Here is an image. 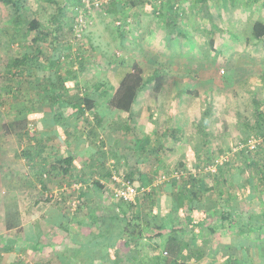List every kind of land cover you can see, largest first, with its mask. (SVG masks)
Masks as SVG:
<instances>
[{
  "label": "rangeland",
  "instance_id": "obj_1",
  "mask_svg": "<svg viewBox=\"0 0 264 264\" xmlns=\"http://www.w3.org/2000/svg\"><path fill=\"white\" fill-rule=\"evenodd\" d=\"M20 1L22 10L19 15L13 7L0 4V115L3 116L2 119L0 116V123L10 116L12 123L16 122L21 127L24 125L27 105H44L51 108L52 114L55 111L56 116H63L66 104L60 106L61 102L68 99H71L70 103L73 102L75 94L81 95L85 87L89 93L101 90L102 95L97 98L98 105L95 108V111L99 112L98 115H101V108L108 98L106 95L109 91L112 93V89L118 85L116 69L124 65L141 68L146 81L135 104L137 110L143 111L138 120L142 122L141 117L147 115V112L152 113L153 107L157 108L155 114L159 119L155 122L154 131L151 130V137H148L144 146L141 147L140 142L138 149L133 147L134 150L129 147L135 141L133 139L143 138L149 132L133 130L136 137H132L131 129L121 125L124 115L116 116L117 120L105 122L103 125L97 123L96 119L94 122V118H97L95 114L92 120L94 123H91L90 119L83 120V117L80 121L78 119L83 122L84 133L88 135L87 130L93 131L92 137L100 142L93 154L89 150L86 163L90 171L85 173L88 178H85V186L90 188L91 184L99 181L96 177L102 178L101 174L109 168L108 164H113L110 161L113 158L112 169L119 177H124L133 167L143 168L153 179L146 189L158 185L156 187L161 193L163 190L160 185L165 184V179L170 181L183 171L184 166H179L178 163L184 160L190 162L188 156L182 155V151H187L188 146L195 147V152L204 157L206 167L211 165L210 160L206 161L207 156L215 159L220 156L227 158L229 163L225 166L224 162L220 172H217L219 167L216 166L206 169L204 178L207 183H218L221 178L223 179L219 182L230 179L240 182L246 173L253 178H259L260 172L264 171V139L257 135L255 128L249 129L248 126L252 125L255 118L253 99H264V47L256 50L246 48L245 24L249 15L245 12L243 0H209L206 15L198 10L200 20L191 16L189 23L185 24L187 28L181 27L176 31L171 27H166L167 31L163 28L165 24L157 15L158 12L152 10L153 6L148 10L144 7L147 1L158 4L157 0H133L135 5L130 2L132 0H126L128 4L125 0H107L109 4L86 10L88 25L82 28L79 37L75 36L73 29L71 30L79 8L77 11L73 10L70 3L64 4L65 0ZM163 2L165 7L162 9L166 13L169 12L168 8L177 12L187 8L190 14L196 10L193 0H186L187 5L182 4L184 0ZM119 3H122L123 9L117 8ZM169 4L172 5L169 7ZM57 6H61V12H58ZM174 6L179 9H174ZM31 16H36L43 27L48 29L54 26L51 24L54 16L59 19L58 25L55 26L56 35L49 32L39 56V60L46 67L44 71H54L52 81L55 82L54 86H57L55 100L50 98L49 80L43 72L32 71L33 73L23 76L9 75L6 72V60L29 48L30 41L23 21ZM160 22L164 26H159ZM200 22L202 27L199 25L196 31V24ZM207 25L210 26L209 30ZM210 38H213L212 46L208 44ZM51 42L61 48L58 62L54 65L49 62L52 55ZM69 66L73 70L72 73ZM155 71L161 82L158 90L155 89V81L151 79ZM58 76H61L63 81H59ZM75 81L81 89L76 88ZM61 82H69L70 85L63 87ZM97 84L99 87L95 90ZM171 108L174 125L177 127H172ZM30 123L34 125L33 121ZM33 125L31 124L32 128ZM78 127L71 126L68 131L72 132ZM131 127L136 126L132 124ZM86 128L88 129L85 130ZM110 131L116 136L115 143L111 146V149L116 151L115 157L110 149L103 148L106 142L104 137ZM99 135L102 137L97 138ZM251 135L258 137L260 143L255 149L248 150L246 143ZM42 151L46 154L42 156L50 159L48 154H52L51 150L44 148ZM80 154L82 156L83 153ZM106 162L108 164H105ZM213 172L217 174L214 175ZM72 180L71 183L76 182ZM105 181L113 185L110 180ZM61 192L63 188H58L56 194L60 195ZM139 194L142 204H138L137 210L142 209L143 216H147L148 212L150 217L151 200L144 203L142 195ZM48 198L49 203H57L60 206L59 202H54L49 196ZM73 199L74 197L70 203L65 202L60 206L70 214L75 212L72 209ZM142 250L148 251L149 254L154 251L147 246ZM32 260L29 257L28 264H36L37 259Z\"/></svg>",
  "mask_w": 264,
  "mask_h": 264
},
{
  "label": "crops",
  "instance_id": "obj_2",
  "mask_svg": "<svg viewBox=\"0 0 264 264\" xmlns=\"http://www.w3.org/2000/svg\"><path fill=\"white\" fill-rule=\"evenodd\" d=\"M243 1L242 4L245 7V12L249 15L245 25H248V19L264 21V0ZM191 13L192 14L186 9L185 12L179 14V19L176 21L177 26L186 29L187 26L185 24L189 23V18L191 16L200 20L198 17L200 12L198 10L192 11ZM199 25L202 27V22L196 24L197 28L194 27L195 25L193 26L196 28V31H198ZM159 26H164V24L161 23ZM163 28L166 30V26ZM184 36L187 37L185 33ZM244 43L246 48L256 50L257 48L264 47V37L260 40L249 37V40L244 39ZM130 70L131 67L129 66H119L115 72L116 82L118 83V80ZM115 89L116 87L112 89V92ZM141 91L137 96L135 104ZM93 94L96 98L102 95L101 90H97L93 92ZM109 94L111 95L110 91ZM109 94H107L106 97H108ZM262 95L264 97V90L262 91ZM70 100L64 101L66 106L62 113L63 116H56L55 111L52 114L51 108H46L44 105L37 107L27 105V114L23 118L24 125L20 127L18 123H12L13 120L10 116L0 123V264H28L29 257L33 260L37 259L36 264H63L65 260L60 258V256L58 257V254H61L66 247L67 253L64 252V256L69 260V264H90L93 262H95L94 264L113 263L112 256L111 259H109L107 255H104L107 249L102 252V248L98 245L95 244L94 248L92 247V242L95 243L97 240H93L90 236L91 229L88 227L89 220L85 217L87 208L75 211V220L73 219L70 221V224L68 223V227L66 226L69 228L67 232L62 230L61 227V224H63L62 222L68 221L67 217L63 215L60 209L64 201L59 202L58 199L57 202H59V206L57 203V205L55 203L51 204L49 203L50 201L43 200L41 196L39 198L41 190H39L37 182L41 178V173L46 170H48L50 174L48 173V177L44 179V188L51 191L49 192L52 198L57 196L56 191L58 188H68L67 191L72 192H80V190L83 189L87 193H91V189L94 188V186L88 188L84 185L87 181L85 179L87 178L85 173L90 171L86 161L88 160V154H93L96 145L98 146L100 142H98L97 139L94 140L93 137L91 138L92 133L90 130H87L88 128L85 129L88 135L84 133L82 129L83 122L79 121L82 117L83 120H87L88 117L86 115H88L89 112L98 114L99 112L95 111L98 104H96L92 111H86L84 113L85 116H80L78 121V118H76L73 113L75 107L72 106ZM259 101L261 102V107L264 108V99ZM135 104L129 113L110 107L106 100L101 110L104 114H107V116L103 113L101 115L99 114L101 117L100 122L97 121V118H94V122L96 119L97 123L103 125L105 122L111 123L113 120H117L116 116L124 115L122 124L120 122L119 124L126 129L134 124L136 126L134 128L135 130L148 131L149 133H147V136L151 137V130L152 132L154 131L155 122L159 119L155 114L157 108L153 107L152 113L147 112V115L141 117L144 124V126H142V122L138 120V118L143 111L137 110L138 108ZM173 105H175L174 102ZM33 110L36 111V114H34L35 111L32 112ZM172 114L173 110L171 108L170 117L173 123L172 127H177L174 125ZM2 118L3 116H1V119ZM90 120L91 123H94L92 121L93 117H91ZM255 120L256 118L252 121L253 125H255ZM31 121L34 122V125L30 123ZM100 124L98 126H100ZM75 125L79 127L74 128L72 132L68 131L71 126L74 127ZM100 137L102 136L99 135L97 138ZM104 138L106 142L103 148L112 151L111 144L115 143L114 139L116 136L110 131ZM44 148L51 150L52 154H48L50 159H45V157H43L46 156L42 151ZM187 148V151H182V155L188 156L190 161L184 160L183 162L186 171H189L192 165H194L195 168L199 166V168L203 170L205 166L204 157H201L198 152H195L197 150L195 147L192 148V146H188ZM89 150L92 152L89 153ZM80 153H83L82 156ZM68 154L72 155L74 158L71 170L68 173L61 174L60 171L62 167L58 162H60L62 157ZM120 155L123 157L121 153ZM97 160L99 161V158ZM110 161L114 164L113 158L110 159ZM99 164H97V166ZM105 164H108V162ZM113 164H108L109 168H106L105 172H103L104 174H101L102 178L96 177L103 185L102 190H110L108 188L111 185L105 180H110L113 184L111 178L115 173V170L112 169L114 166ZM222 169L224 170L225 167ZM194 171L195 169L192 172ZM218 171L220 172L221 169L219 168ZM181 173L186 174L184 171H181ZM72 179L80 180L76 181ZM81 179H83L84 183L81 182ZM221 179H219L218 182L221 181ZM71 180L76 182L71 183ZM241 181L244 183L239 186H236L239 182L232 181L231 179L225 182L222 181V183L213 184L207 183L206 181L205 192L200 196L206 210V219L203 221L208 220L207 217L210 215V210L213 212V209L218 208L220 205L223 206L224 203L227 204L229 207L228 209L232 210L231 212L233 214L236 211L246 212L250 209L256 214L255 222L257 224L256 226H260L258 230L259 234H263L260 240L262 248L259 247L255 251L252 250L253 246H251L248 241L252 240L254 234L249 233L245 228L243 234L240 235L237 233L238 227L236 226L242 224V219H240L238 221H233V226L230 229H232V236L242 237V239L237 240L239 243H243L242 251L237 250V241L235 243L236 245L216 249L215 237L217 234H210L204 222L199 229L195 230L197 233H193L190 231V228H187L182 232L183 234H181L183 240L187 242V247L185 249V253L189 254V257L186 259L187 264H264V257H262L261 254V251H264V247L262 246L264 244V189L262 190L259 189L258 186L252 185L249 173H246V176L243 180H240V182ZM255 192L259 193V195H255ZM44 196H46V194ZM82 199H86V197H82ZM231 199L232 202L230 203ZM86 200L88 201L90 199L87 198ZM165 200L166 205H168L170 203L169 197L168 201L167 199ZM87 201L82 203L86 206ZM62 209H64V207H62ZM76 217H79V219H76ZM92 229L94 231V228ZM117 236L115 238H119L121 234ZM211 240L214 241L212 245L209 243ZM35 248L41 252V256L38 255L37 250H34ZM94 252L98 253L95 255L96 259L93 258ZM102 255H104V259H101ZM238 257L240 259H238ZM242 260L247 261L243 263Z\"/></svg>",
  "mask_w": 264,
  "mask_h": 264
},
{
  "label": "trees",
  "instance_id": "obj_3",
  "mask_svg": "<svg viewBox=\"0 0 264 264\" xmlns=\"http://www.w3.org/2000/svg\"><path fill=\"white\" fill-rule=\"evenodd\" d=\"M157 1L158 4H153L151 1H147L144 7L146 8V10H148L151 6H153L152 10H156L158 12L157 15H159V18L162 22H164L166 27L172 26L171 29H173V31L178 30L180 27L177 26L176 21L177 19H179V14L185 12L186 10L182 8V10L177 12L176 10H169L168 8L167 11L169 12L166 13L162 9V7H165L163 0ZM130 2L133 5L136 4V2L133 0ZM208 2L209 0H193V4L196 10L203 11V14L205 15L208 12ZM65 3H70L72 5V9L75 11H77L78 8L81 9L82 7H84L83 0H65L64 4ZM125 3L128 4L126 0ZM185 3L186 0H184L182 4ZM0 4L4 6H11L14 8L15 12L18 15L21 14L22 2L20 0H0ZM106 4H109V2H106ZM171 5L172 4H169V7ZM117 8L123 9L122 3H119L117 5ZM176 8L177 6H174V9ZM57 10L58 12H61V6H57ZM58 20V16H54L51 23L54 26H50V29H48L47 27H43L36 16H31L25 19L23 21V24L30 41V45L28 46L29 48L24 49L23 52L19 53L13 58L6 60V63H4L6 65V72L9 75L23 76L26 75V73L29 75L32 71L43 72V74H45L46 78L48 77L49 80V92L51 95L50 98L52 100H55L57 87L54 86L55 82L52 81L54 79V71H44L46 67L44 63L39 60V56L42 52V44L45 43L46 39H48V36L50 34L49 32L51 31L53 35H56L55 26L58 25ZM206 27L209 30L210 26L207 25ZM72 29L73 27L71 28V30ZM245 29L246 40H249V37H254L256 40H260L264 37V21L262 20L248 19V25ZM178 33L180 32L178 31ZM208 44L210 46L213 45V38L209 39ZM50 47L52 48V55L50 57L51 61L49 60V62L51 65H54L56 62H58V53L61 52V48L58 47L55 42H51ZM78 58L80 60V57ZM50 68H52V66ZM68 68H70V72L72 73L73 70L71 69V67L69 66ZM57 79L59 81L62 80L61 76H58ZM151 79L155 81V89H159L161 82L160 77L156 71L153 75V78ZM74 83H76V81ZM145 83L146 81L143 78L142 69L137 66H134L133 68L131 67V70L126 72L118 80L116 89L111 93V95L108 96V105L116 110L130 113L135 104L137 96L139 92L144 88ZM61 85H65L68 87L70 83L65 82L64 84V82H61ZM75 86L78 90L81 89L78 83H76ZM95 86V90H97L96 88H98L99 85L97 84ZM83 89L85 91L82 92L81 95L76 93L73 102H71L72 106L75 107L73 113L78 119L80 118V116L84 115L86 111H92V109L95 108L97 104L96 96L93 93L87 92L86 87ZM253 103L255 104L256 120L255 125L249 124L250 126H248V128H255L257 135L264 139V108L261 107V103L255 98L253 99ZM63 104L64 102H61L60 106H62ZM34 111L35 110H33L32 112ZM34 114H36V111L34 112ZM94 114L95 113L90 112V114L88 115V119H91L90 115L94 118ZM95 117H97V121L100 122L101 117L98 114H95ZM128 129H131L132 133L133 130H135L133 127ZM90 132L94 133L91 130ZM133 134L132 137H136L135 133ZM173 137L175 138L176 136L174 135ZM147 139L148 136H143V138L139 139L134 138L133 140L135 141L131 143L129 147L134 150L133 147L136 148L138 144H140V142L142 143V147L144 146V143L147 142ZM141 147L140 149H143ZM112 156H117L115 150H112ZM207 158L208 159L206 161L210 160L209 163L211 165H209L208 167L204 166V171L201 170L199 166L195 168V166L192 165L190 166L189 171H186L185 168L183 169L186 174L181 173L178 177L171 178L170 181L168 180V178V181L165 179V184L160 185L162 186L163 190V192L161 193L158 191V187H156L158 185H153L150 186L148 190L146 189L147 186L152 183L153 179H151L148 172L146 170H143V168L138 169V167H133V170L128 172L124 176V178L130 181L133 187L142 195V202L146 203L147 201L151 200L152 205L149 208V212L151 214L150 217H148V212L146 213L147 216H143V214H141L142 209L137 210L138 204L141 203V199L138 197V195L133 201H115L110 190H102L103 185L99 181L91 184V187L94 186V188H92L90 191L92 194L85 192L83 189L80 190V192H72L67 191L68 188H63V192H61L60 195L58 194L57 196H55L53 199L55 200L54 202H57L59 199V202L64 201L65 204V202L70 203L72 197L74 196L78 198V207L76 210L79 211L80 209L84 210L85 208H87L85 217H87L89 220L88 227L91 229L90 236L93 238V240H97L95 243L92 242V247L94 248L96 244L100 248H102V252L107 249L104 255H107L109 259H111L112 256V264H187L186 259L189 257V254L185 253L187 242L183 240L181 234H183L182 232L187 228H190L191 232L197 233L195 232V230L199 229L204 224V222L210 234H217L215 237V242L217 245L216 249L236 245V241L238 239H242V237L232 236V229H230L233 226L232 222L238 221L240 219H242V224L236 226L238 227L237 233L240 235L243 234L245 232V228L249 233L254 234L252 240L248 241L251 246H253L252 250L255 251L259 247L262 248L260 245V240L263 234H259L258 230L260 226H256V214L250 209H248L246 212H237L236 210H233L236 211L233 214L231 212L232 210L228 209L229 207L227 206V204L223 202V206H218V208L213 209V212L210 210V213L208 212L210 214L209 217H207L208 220L203 221L204 219H206V210L202 202L203 200H201L200 196L203 192H205V186L207 184L204 178L205 174H207L206 169L210 168V166L213 165L220 168L224 164L227 165L229 163L227 160L224 161L225 163L223 162L224 164L217 163L215 162V157L212 158L207 156ZM73 159V156L70 154L61 158L60 162H58L62 167L60 171L61 174L68 173L71 170ZM252 161L253 160H251V163L253 164L254 162ZM178 165L183 166L184 163L180 162L178 163ZM157 168L158 167L156 166V169ZM194 169L195 171L192 172ZM47 171L41 173L42 175L40 180L37 182V185H39V190H41L39 198L41 196L43 200L50 201L48 200L50 199L48 198L50 190L44 188V179L45 177H48V173L50 174V172ZM217 172L219 171L217 170ZM217 172H213L215 173L214 175H216ZM249 176L252 180V185L258 186L259 189H264L263 170L260 172L259 178H253L251 175ZM79 180L77 179L76 181ZM82 181L83 179H81V182ZM82 183H84V181ZM209 183L213 184L212 181H209ZM242 183L244 182L241 181L236 186H239ZM45 194L46 196H44ZM255 195L258 196L259 193L255 192ZM82 197H86V199L88 198L90 200L87 201L86 199H82ZM168 197L170 199V203L166 205L165 199H167L168 201ZM84 201H87L86 206L82 203ZM231 202L232 199L230 203ZM60 209L63 215L68 219V221L62 222V230L68 232V223L70 224V221H72L73 219L75 220L76 213L72 212L73 214H70L69 212H66L64 209H62V207H60ZM77 218L79 219V217H76V219ZM92 228H94V231ZM120 234L121 236H119V238H115ZM209 243L210 245H212L214 241L211 240ZM238 243L239 242L237 241V250H241L243 248V243ZM144 246L153 248V254H149L148 251H143L142 249L144 248ZM262 246L264 247V244ZM64 249L65 250L61 254H58V257L60 256V258L65 260L63 264H69V260L64 256V252L67 253V247ZM34 250L38 251V249L36 248ZM97 254L98 253L94 252V259H96L95 255ZM261 254L262 257H264L263 250L261 251ZM38 255L41 256V252L38 251ZM104 255H102L101 259H104ZM246 261H243V263H246ZM94 263L95 262L90 264Z\"/></svg>",
  "mask_w": 264,
  "mask_h": 264
},
{
  "label": "built area",
  "instance_id": "obj_4",
  "mask_svg": "<svg viewBox=\"0 0 264 264\" xmlns=\"http://www.w3.org/2000/svg\"><path fill=\"white\" fill-rule=\"evenodd\" d=\"M106 1L107 0H83L84 7L78 10V14L76 15L75 18V23L73 27L75 36L79 37L82 28L88 25V22H86V18H85L86 10H90L91 8H97L101 6L103 3H106ZM247 141L248 142L246 143V147L248 148V150L255 149L260 143V139L255 135H251ZM226 160L227 158H225L224 156H220V158L215 159V162L223 163ZM111 178L113 181V185L110 186L111 187L110 191L115 201L118 200H124L128 202L133 201L135 197L139 194V192L133 187L131 182L126 180L124 177H119L117 174L114 173L111 176ZM48 196H51V194H48ZM77 204H78V198L74 196V199L72 200V205H73L72 209L74 211H76L77 209Z\"/></svg>",
  "mask_w": 264,
  "mask_h": 264
}]
</instances>
